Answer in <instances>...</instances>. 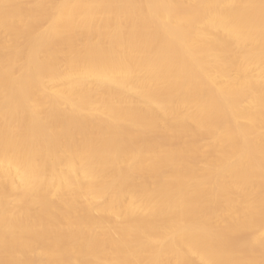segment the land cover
Here are the masks:
<instances>
[{
  "label": "bare ground",
  "instance_id": "1",
  "mask_svg": "<svg viewBox=\"0 0 264 264\" xmlns=\"http://www.w3.org/2000/svg\"><path fill=\"white\" fill-rule=\"evenodd\" d=\"M0 264H264V0H0Z\"/></svg>",
  "mask_w": 264,
  "mask_h": 264
}]
</instances>
